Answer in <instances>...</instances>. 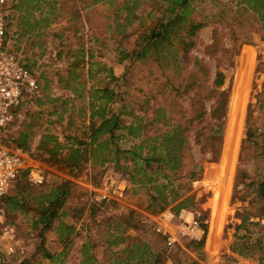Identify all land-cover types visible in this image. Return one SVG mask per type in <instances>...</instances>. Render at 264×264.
<instances>
[{
    "label": "rangeland",
    "instance_id": "374dc122",
    "mask_svg": "<svg viewBox=\"0 0 264 264\" xmlns=\"http://www.w3.org/2000/svg\"><path fill=\"white\" fill-rule=\"evenodd\" d=\"M98 1H19L20 8L16 12L11 32L17 36L16 50L24 57L27 67L37 74L42 87V97L27 105L20 124L7 125L3 131L4 136L15 138L19 131L30 126L35 133L30 145L33 147L45 132L55 134L60 140L66 136L80 135L88 127L86 92L90 87L102 89L109 84L110 89L123 96L126 112L134 108L137 80L141 73L146 71L139 73V68L143 65L135 63L128 76L117 83H111L106 76L109 69H112L116 76L123 74L124 65H116L118 51L131 49L145 34L151 19L163 13L168 4L163 0H116L114 9L105 17V9ZM238 2L239 0H193L191 5L194 8L195 22L205 23L194 38L195 47L185 52L181 40L175 39L170 52L163 53L162 61L166 63L164 73L157 68H149L151 72L158 71L157 75L162 80L169 79L170 88L178 87L187 72L195 70L194 58L203 60L214 74L220 54H212L210 47L217 35L222 47L229 49L219 67L226 77L223 89L228 95L220 155L217 163L203 164V174L192 184L189 193L193 196V205L187 212L199 218L205 217L208 225L204 246L200 253H197L187 247L188 241L185 239L177 238L176 246H168L165 242L167 249L163 264H240L241 258L231 253L232 245L236 244L233 238L237 226L235 218L249 214L260 217L264 211V200L256 199L253 193L255 185H250L264 179V30L259 27L260 21L256 15L249 16L241 12ZM125 8L133 12L127 14ZM238 10L240 11L235 13ZM116 17H119L117 22L122 25L127 17L133 18V22L125 27L129 38L123 42L114 34ZM252 28H260L261 32H253ZM150 57V60L153 59ZM185 57L188 58L186 71L173 75V61L184 60ZM83 58L84 66H73ZM91 62L98 66L91 67L96 76L88 81V63ZM71 70L77 75L75 80L67 79V73ZM81 83H85V88ZM65 84H68L70 89H64ZM79 94L82 97H77ZM179 102L182 108H189L187 97ZM138 116L122 117L123 124L129 126L137 123ZM249 126L254 133L251 140L246 139ZM117 135L121 137L118 147L122 150L139 141L129 137L126 130H120ZM191 148L190 154L198 160L201 157L198 147L191 142ZM114 156L115 154H112L111 158L116 160ZM186 162L190 167L188 159ZM123 163L124 159L120 158V164ZM40 164L46 171L45 187L18 194L20 179L9 189L6 196H16L18 200L24 199L30 203L32 197L29 193L47 190L49 186L59 184L63 179L70 180L73 187L65 205L69 213L63 218V222L73 226L74 231L66 245L59 243L55 231L47 232L45 246L53 254L52 259H42L40 255L33 257L38 240L32 229V221L35 219L31 209L32 203L27 212L16 210L8 213V220L17 234L18 245L26 247L28 253L22 260L16 256L9 259L2 256L5 263L23 264L28 260L29 264H84L82 246L86 242H93L98 246L92 248L90 253H96V261L101 264H114L115 254L119 256L126 243L114 246L112 242H115V236L109 237L107 234H137L131 230L124 231L117 223H111L110 219L115 217V214L126 213L123 207L115 211L111 207L103 208L97 213L93 211L92 206L96 205L90 203L89 194L90 190L95 188L92 185L95 172L100 169H93L88 163L79 172L69 174L66 169ZM107 165L112 166L114 162L105 164L104 167ZM126 182L127 191L131 186L127 180ZM137 189L133 199L135 202L144 203L143 191ZM120 204L132 207L124 202L123 198ZM140 213L146 217L145 213ZM154 222L152 217L146 221L148 229L151 228L153 232V225H156ZM109 223L111 231H107L106 226ZM112 224H115L114 227ZM247 228L251 241L244 238L239 241L240 247L254 248L252 259L263 256L264 262V228L251 224ZM169 231L171 234L174 232L171 229ZM239 234H246L245 230ZM154 242L155 237L149 243L159 252L165 248L163 243L159 245V242ZM258 245L262 247L259 248Z\"/></svg>",
    "mask_w": 264,
    "mask_h": 264
},
{
    "label": "trees",
    "instance_id": "16d2710c",
    "mask_svg": "<svg viewBox=\"0 0 264 264\" xmlns=\"http://www.w3.org/2000/svg\"><path fill=\"white\" fill-rule=\"evenodd\" d=\"M116 0H99L105 9V17H108L115 7ZM168 4L163 13L154 16L147 25L146 32L129 50L118 51L116 65H124L125 71L121 76H116L112 69L108 70L107 78L111 83H117L130 73V68L135 63L143 65L139 68L138 88H136L137 99L134 101V108L126 112L123 104L124 98L118 92L109 88L106 84L102 89L90 87L87 94V124L88 127L80 135L66 136L60 140L55 134L45 132L39 137L35 146L36 158L40 163L66 169L69 174L79 172L86 164H91L93 169L99 168L92 179V185L98 187L103 175L108 168L121 173L131 186L125 191L123 201L132 207L123 206L120 202H110L109 205L92 206L95 213L100 212L102 207L112 208L114 211L120 207L126 210L125 214L116 215L111 218V223H117L123 230H131L137 235L107 234L115 236L114 246L126 243L120 250V255L115 254L114 264H163L164 253L166 252V238L148 229L146 221L149 217L158 216L169 209L175 216L181 211H189L193 205V196L189 193L192 184L198 181L203 174V164L217 163L222 142L224 118L227 113V91L223 89L225 74L219 70L221 62L226 57L229 49H224L217 39L210 47L212 54H220V61L217 63L215 72L209 69L198 58L193 59L195 70L187 72L178 87L170 88V80H162L158 77V71L151 72L150 67L157 68L164 73L166 63L162 61L163 53H169L173 48L174 40L180 39L183 50L186 52L195 47L194 38L197 31L205 26V23L195 22L193 17V0H163ZM97 2V3H98ZM241 12L249 16L256 15L259 18V27L264 30V0H239ZM15 12L19 11V2L14 6ZM130 14L133 10L125 8ZM240 10L236 11L238 13ZM103 19V16H101ZM128 19H130L128 21ZM115 18L116 37L120 42L129 38L125 33L126 25L133 22V18L127 17L125 24H119ZM249 24V23H248ZM252 25V23H250ZM255 28L253 32L260 31ZM150 56L153 59L150 60ZM173 75H180L185 72L188 65V58L176 59ZM84 66V58L75 62L74 67ZM88 81L95 78L91 67L98 64L88 63ZM179 66L181 68H179ZM101 71V70H99ZM68 80L77 78L74 70L67 73ZM62 77L59 78L61 81ZM75 80V79H74ZM85 88V83H81ZM64 89H70L65 84ZM77 97H82L80 94ZM187 97L189 108L184 109L180 99ZM209 104V105H207ZM118 105V107H117ZM151 112V116H149ZM86 116V113L83 112ZM137 117V123L125 126L122 117ZM120 130H126L131 138L138 139L137 143L122 150L118 147L121 139L117 135ZM254 137L253 130L249 126L246 139ZM35 138V133L30 126L19 131L13 139L17 147L28 149ZM191 142L198 147L200 158L195 160L190 154L192 151ZM115 154L116 160L111 158ZM120 158L124 163L120 164ZM187 159L190 167L187 166ZM114 162V165L105 164ZM46 174V171H45ZM43 184L40 187H45ZM255 185L253 193L256 199L264 200V179L250 184ZM38 187V188H40ZM73 184L70 180L63 179L59 184L49 186L47 190H38L36 193H29L35 219L32 221V229L38 244L35 247L34 255H40L42 259H52L53 254L45 246L46 233L55 231L60 244L66 245L70 242L74 227L63 222L68 216V209H65L67 199L71 195ZM143 191L145 204L135 202L133 197L136 189ZM37 190L21 178L18 187L19 192H31ZM138 190V189H137ZM3 208L7 214L20 210L27 212L29 201L18 200L16 196L3 198ZM135 208V209H134ZM143 212L146 214L144 217ZM114 214V213H113ZM264 215V211L262 212ZM115 221V222H114ZM117 221V222H116ZM206 231L208 225L204 224L205 217L200 219ZM11 224V222L8 220ZM111 223L107 231H111ZM12 225V224H11ZM57 225V226H55ZM115 224H112L114 227ZM254 226L253 224H251ZM116 227V226H115ZM155 237V244H164V249L159 252L152 248L150 241ZM205 237L199 241H188L187 247L200 253L204 246ZM178 245L173 244L172 246ZM98 245L86 242L81 249L84 264H101L96 261V253H90ZM257 247H261L258 245ZM109 249V248H108ZM0 254V264H7ZM260 264H264L263 256L258 257ZM23 264H29L26 260Z\"/></svg>",
    "mask_w": 264,
    "mask_h": 264
},
{
    "label": "built area",
    "instance_id": "2783aa9c",
    "mask_svg": "<svg viewBox=\"0 0 264 264\" xmlns=\"http://www.w3.org/2000/svg\"><path fill=\"white\" fill-rule=\"evenodd\" d=\"M20 0H0V254L7 259L16 256L22 260L27 256L26 247L18 245L14 227L8 222L2 200L9 189L21 178L32 187L38 188L46 183L43 166L36 158L35 146L23 149L13 144L14 138L4 136L9 124H20L23 111L33 101L42 97V87L37 74L27 67L24 57L16 48V39L11 32L16 12L14 6ZM127 188L125 177L108 168L98 187L90 190V203L96 206L120 202ZM104 207H102L103 209ZM185 211L175 216L169 209L152 217L156 234L166 238L172 246L177 238L199 242L206 234L200 221L194 215L184 218ZM204 224H207L204 221ZM169 229L173 230V234Z\"/></svg>",
    "mask_w": 264,
    "mask_h": 264
},
{
    "label": "crops",
    "instance_id": "0c3cea01",
    "mask_svg": "<svg viewBox=\"0 0 264 264\" xmlns=\"http://www.w3.org/2000/svg\"><path fill=\"white\" fill-rule=\"evenodd\" d=\"M237 211L238 210H236V212ZM191 216H192V213L185 211L184 218H186L188 220ZM240 217H241V219H238ZM235 220L237 222V226H236L235 234H234L233 238L235 241L234 243H236V244L232 245V249H231L232 252L231 253L233 255H236L239 258H241L240 264H260L258 261V258L254 259V257H253V259H252V257H251V255H253V251H255V250H253L254 248L248 249V248L240 247L241 244H239V241L243 240L244 238H247L248 241H251V239H249L250 235L247 234L248 233L247 227L249 224H253L254 227H257V228L258 227L261 229L264 228V215H262L260 217L252 216L250 214L246 215V216H240L239 215L237 218H235ZM242 230L243 231L245 230L246 234H239ZM210 238H211V234H210L209 240H210ZM257 243L259 244L260 242H257ZM242 256H243V258H242Z\"/></svg>",
    "mask_w": 264,
    "mask_h": 264
}]
</instances>
